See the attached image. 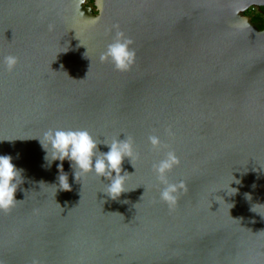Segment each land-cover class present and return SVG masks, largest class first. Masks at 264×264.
Here are the masks:
<instances>
[{
  "label": "water",
  "instance_id": "water-1",
  "mask_svg": "<svg viewBox=\"0 0 264 264\" xmlns=\"http://www.w3.org/2000/svg\"><path fill=\"white\" fill-rule=\"evenodd\" d=\"M94 7L0 0V155L24 181L0 212V264H264V30L245 15L264 0ZM118 31L135 52L127 71L100 59ZM49 129L130 138L129 191L112 200L106 178L76 180L68 160L62 190L41 145ZM168 151L179 159L168 181L186 186L171 210L153 167Z\"/></svg>",
  "mask_w": 264,
  "mask_h": 264
},
{
  "label": "clouds",
  "instance_id": "clouds-1",
  "mask_svg": "<svg viewBox=\"0 0 264 264\" xmlns=\"http://www.w3.org/2000/svg\"><path fill=\"white\" fill-rule=\"evenodd\" d=\"M131 44L132 41L118 31L114 42L109 44L107 51L101 55V61L110 60L119 71L129 70L135 62V52L131 49ZM3 63L11 72L19 60L14 55H8L3 58ZM148 139L154 149L161 148V141L158 136L153 135ZM44 140L47 142V147L41 141L40 143L46 153L44 159L49 167L54 161H60L57 168L63 172V162L68 160L76 180L89 173H94L100 178H106L109 183L105 193L112 200H117L123 193L129 191L126 187L129 173L123 169L122 164L125 158H130L131 161L137 155L130 138L123 141L117 138L111 143H101L87 130L49 129L44 133ZM101 144L107 146L109 151L101 152L99 147ZM49 149L51 153H49ZM12 161V156L0 155V212H8L16 205L18 201L16 192L24 182L23 170L17 168ZM178 165L179 159L175 152L168 151L165 158L153 166L158 181L163 185L160 191V199L169 205L170 210L177 204L179 193L186 190L183 181L174 184L167 179V173ZM59 180L62 190H71L66 173L63 172V175L59 176ZM233 182L240 183L239 180L234 179L228 188L224 189L228 195L229 189L234 190L231 195L238 192L237 188L231 187ZM245 195L248 200H251L250 194ZM260 205L264 206V204ZM251 211L259 214L253 206ZM33 264H38V261H34Z\"/></svg>",
  "mask_w": 264,
  "mask_h": 264
},
{
  "label": "trees",
  "instance_id": "trees-1",
  "mask_svg": "<svg viewBox=\"0 0 264 264\" xmlns=\"http://www.w3.org/2000/svg\"><path fill=\"white\" fill-rule=\"evenodd\" d=\"M95 0H87L89 6H94ZM250 17L254 24H256L261 30H264V7H254L245 13Z\"/></svg>",
  "mask_w": 264,
  "mask_h": 264
},
{
  "label": "flooded vegetation",
  "instance_id": "flooded-vegetation-1",
  "mask_svg": "<svg viewBox=\"0 0 264 264\" xmlns=\"http://www.w3.org/2000/svg\"><path fill=\"white\" fill-rule=\"evenodd\" d=\"M93 8H94V10H95V12H96V9H95V7L94 6H92Z\"/></svg>",
  "mask_w": 264,
  "mask_h": 264
}]
</instances>
